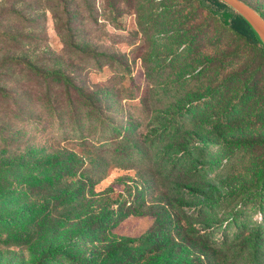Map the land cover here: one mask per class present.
<instances>
[{
	"label": "rangeland",
	"instance_id": "rangeland-1",
	"mask_svg": "<svg viewBox=\"0 0 264 264\" xmlns=\"http://www.w3.org/2000/svg\"><path fill=\"white\" fill-rule=\"evenodd\" d=\"M204 5L0 0V60L68 73L95 101L71 92L68 109L61 86L0 71L23 87L0 96V162L30 167L0 170V264H264V70L246 97L231 79L255 50Z\"/></svg>",
	"mask_w": 264,
	"mask_h": 264
},
{
	"label": "trees",
	"instance_id": "trees-1",
	"mask_svg": "<svg viewBox=\"0 0 264 264\" xmlns=\"http://www.w3.org/2000/svg\"><path fill=\"white\" fill-rule=\"evenodd\" d=\"M196 1L198 2V4L200 6L205 7L209 11H210V7L204 5V3L205 4L206 3L212 4V7H214V9H212V14H215V13H218L219 11H222L220 13L221 22L224 25L228 26V28L234 34H236L237 36L242 38L244 40L245 44H247L253 50H255L254 54H255L256 58H255L254 70H248V72H245L247 74L244 75L246 77H242V78H238L237 73H235L234 74L235 78L231 79V80L238 79L237 81L244 79L245 84L243 85V88H244V90L246 89V91H244L245 96L247 97V96L251 95V94L246 93V92L248 90H250L251 88L253 89L256 87V85H257L256 81L257 80L255 78L256 77L255 75L258 74L260 72V70L261 71L264 70V44L261 42L260 38L258 37L256 32L253 30V28L249 25V23L240 14H238L232 7H230L229 5L224 3L223 1H221V0H196ZM259 13L264 18L262 13L261 12H259ZM15 66L22 68L24 70V73L29 74L31 77L33 75L36 77L37 76L42 77L43 81L46 84V90L47 91L50 90V87H51L50 85L53 83L55 85L61 86L62 89H64L63 92L67 95V101H68L67 107H68V109L72 108V106H73L72 100L70 99V96H69V94L71 92H74L79 100H84L85 102L87 101L88 103L95 106V101L92 98L93 96L91 94L85 93L80 87H78L68 73L58 71V70H53V69L45 70V71L40 70L35 61H33L29 58H26L24 56H6L0 60V71L6 70L9 67H15ZM251 79H254V80H252V82L249 83L248 80H251ZM259 80L260 79H258V82H259ZM17 82H19V81H17ZM7 83H8L7 81L3 80V82L0 84V96L2 98H9L12 95H16V93H19V92H17V90L23 88L22 86H16L15 90L13 92H11L10 91L11 88L7 86ZM233 89H234V87H233ZM47 106L50 109H53L54 108L53 100H50L48 98ZM87 111H90V109H88ZM178 126H180L179 120L176 122H172L169 125L168 131L177 132ZM105 131L106 130H102V135H104L107 140L111 139L112 141H114L115 138L113 137V135L108 133V132H105ZM238 142H239L238 145L242 144V146H244V147H247V145H248L247 142H243V141H238ZM73 164H74V162H70V161H66L65 163L46 162V163H39L36 166L39 168L38 174H41L44 171V173L46 175H51V174H56L58 171L67 174L69 172V170L73 167ZM19 167L30 168L28 164L27 165L26 164L20 165L17 161H15V159L0 162V170L9 169L10 171H12V170L15 171ZM29 182L32 184L37 183V181L35 180L34 177L31 178L29 180ZM91 231H92L91 232V235H92L91 238L92 239L97 240V238L104 235V229L99 230V228H97V229L94 228V230H91ZM124 244H128V242H125Z\"/></svg>",
	"mask_w": 264,
	"mask_h": 264
},
{
	"label": "water",
	"instance_id": "water-1",
	"mask_svg": "<svg viewBox=\"0 0 264 264\" xmlns=\"http://www.w3.org/2000/svg\"><path fill=\"white\" fill-rule=\"evenodd\" d=\"M240 14L253 28L264 44V18L260 13L243 0H221Z\"/></svg>",
	"mask_w": 264,
	"mask_h": 264
}]
</instances>
